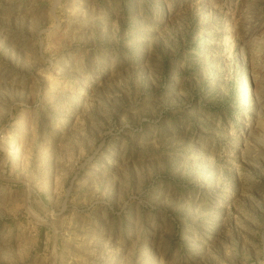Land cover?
Listing matches in <instances>:
<instances>
[{
	"label": "rangeland",
	"instance_id": "1",
	"mask_svg": "<svg viewBox=\"0 0 264 264\" xmlns=\"http://www.w3.org/2000/svg\"><path fill=\"white\" fill-rule=\"evenodd\" d=\"M0 264H264V0H0Z\"/></svg>",
	"mask_w": 264,
	"mask_h": 264
}]
</instances>
